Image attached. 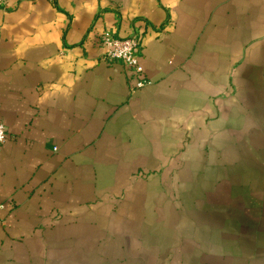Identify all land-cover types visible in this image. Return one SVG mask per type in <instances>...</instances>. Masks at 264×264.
Returning <instances> with one entry per match:
<instances>
[{
    "label": "crops",
    "instance_id": "crops-1",
    "mask_svg": "<svg viewBox=\"0 0 264 264\" xmlns=\"http://www.w3.org/2000/svg\"><path fill=\"white\" fill-rule=\"evenodd\" d=\"M11 5L0 264H264V0Z\"/></svg>",
    "mask_w": 264,
    "mask_h": 264
},
{
    "label": "built area",
    "instance_id": "built-area-1",
    "mask_svg": "<svg viewBox=\"0 0 264 264\" xmlns=\"http://www.w3.org/2000/svg\"><path fill=\"white\" fill-rule=\"evenodd\" d=\"M13 0H0V10L8 12L16 7L11 5ZM100 44L103 49V59L106 62H121L126 67L132 79L136 81L135 90L146 87L150 81L144 75V69L140 64V51L142 40L139 36L132 35L120 38L112 31H105L100 36ZM6 142V128L0 114V146Z\"/></svg>",
    "mask_w": 264,
    "mask_h": 264
}]
</instances>
